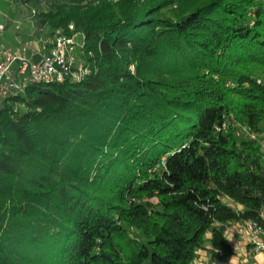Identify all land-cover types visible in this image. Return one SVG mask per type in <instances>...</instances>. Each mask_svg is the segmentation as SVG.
Segmentation results:
<instances>
[{
    "label": "trees",
    "instance_id": "16d2710c",
    "mask_svg": "<svg viewBox=\"0 0 264 264\" xmlns=\"http://www.w3.org/2000/svg\"><path fill=\"white\" fill-rule=\"evenodd\" d=\"M22 2L91 73L0 104V264H191L264 229V145L237 135L264 131V0Z\"/></svg>",
    "mask_w": 264,
    "mask_h": 264
},
{
    "label": "built area",
    "instance_id": "2783aa9c",
    "mask_svg": "<svg viewBox=\"0 0 264 264\" xmlns=\"http://www.w3.org/2000/svg\"><path fill=\"white\" fill-rule=\"evenodd\" d=\"M28 9V5L23 3ZM37 9L31 8V18L37 16ZM6 25L0 23V34ZM69 30L72 32L74 26ZM77 35L57 30L51 36L42 35L31 42L21 43L16 48L0 45V104L11 95L24 93L36 83H63L67 80L81 81L91 73L85 61L83 45L76 41ZM247 229L253 251H264V229L254 222H247Z\"/></svg>",
    "mask_w": 264,
    "mask_h": 264
},
{
    "label": "crops",
    "instance_id": "0c3cea01",
    "mask_svg": "<svg viewBox=\"0 0 264 264\" xmlns=\"http://www.w3.org/2000/svg\"><path fill=\"white\" fill-rule=\"evenodd\" d=\"M10 6L9 11L0 13V23L6 25V30L0 34V45L16 48L21 43L26 44L36 40L39 35L36 21L31 18L30 9L25 7L22 0H0ZM7 5V4H5ZM226 233L232 243L230 253H214L210 250H202L191 264H264V251H253V244L249 238L246 222H236L227 225ZM264 241V235L260 236Z\"/></svg>",
    "mask_w": 264,
    "mask_h": 264
},
{
    "label": "rangeland",
    "instance_id": "374dc122",
    "mask_svg": "<svg viewBox=\"0 0 264 264\" xmlns=\"http://www.w3.org/2000/svg\"><path fill=\"white\" fill-rule=\"evenodd\" d=\"M5 4H7V5H5ZM8 6H10L8 3H5V1H1V2H0V13H1L2 11H5L6 8H7V10L9 11V7H8ZM25 7H26V6H25ZM7 10H6V11H7ZM76 41H77L78 44L82 45V43H83V36L80 35V34H78V35L76 36ZM262 126H263V128H264V124H263ZM237 135H238L239 137H242V138H244L246 135H249V136H252V137H257L258 140L260 141V143H261L262 145H264V131H263L261 134L255 136V134L251 133V131H250L248 128H246V127H241V128H239V130H238V132H237Z\"/></svg>",
    "mask_w": 264,
    "mask_h": 264
}]
</instances>
